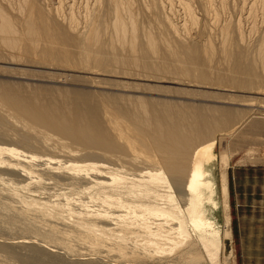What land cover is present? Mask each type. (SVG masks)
I'll return each mask as SVG.
<instances>
[{"label": "rangeland", "instance_id": "obj_1", "mask_svg": "<svg viewBox=\"0 0 264 264\" xmlns=\"http://www.w3.org/2000/svg\"><path fill=\"white\" fill-rule=\"evenodd\" d=\"M19 1L0 0V6L9 9L12 17L17 15L15 25L22 32L24 16L13 8ZM58 1L35 0L34 4L43 10L45 20L49 16L59 22L64 27L61 31L73 36L72 41L64 46L67 40L51 37L56 32L51 28L46 40L36 39L39 44L21 35L18 45L10 47L1 41L0 32V91L20 95L29 102L35 100L37 107L55 105L66 113L65 108L72 110L86 100L117 148L106 152L92 141H77L60 131L58 123L45 124L28 114L17 115V108L0 92V264H237L236 239L228 250L224 243L205 244L193 237L185 244L168 241L162 252L153 245L145 247L151 235L134 221L139 210L132 206L146 204L180 213L179 203L187 211L188 188L174 186L165 170L156 172L159 153L150 138L142 137L128 122L130 118L120 115L127 114L129 108L136 111L142 101L158 111L166 105L188 108L193 115L197 109L211 116L223 110L236 111L237 122L224 125L222 130L218 127L206 137L217 138L220 171H226L224 167L229 164L264 162V61L259 50L264 35V1L227 0L219 5L217 0L219 17L214 18L216 13L206 6V0H132L136 28L132 45L138 51L128 48L132 47L129 36L124 45L112 43L107 31L102 39H108L109 44L100 39L106 44L102 46L107 49L112 43L115 50L111 55L102 54L104 61L91 58L95 55L88 48L93 42L79 33L83 31L81 25L68 27L54 12ZM73 2L65 0L61 15L69 14ZM76 3L74 10L83 20V2L79 9ZM89 3L94 5L95 0ZM183 3L192 5L198 17L196 24L192 19L186 21L190 17ZM112 4L113 0H102L96 4L94 16L100 15L103 23L110 24ZM170 22L178 26V33ZM149 38L156 41L155 51L147 44ZM139 48L147 50L145 57ZM203 70L209 78L203 76ZM13 113H17L16 118ZM114 126L126 129L123 136L139 144V154L128 152L125 138H117L112 131ZM148 171L152 172L150 177L163 181L142 200L135 180ZM217 213L223 221L222 209ZM228 213L231 217L230 208ZM134 222L139 224H135L137 228ZM225 231L229 232L228 222Z\"/></svg>", "mask_w": 264, "mask_h": 264}, {"label": "bare ground", "instance_id": "obj_2", "mask_svg": "<svg viewBox=\"0 0 264 264\" xmlns=\"http://www.w3.org/2000/svg\"><path fill=\"white\" fill-rule=\"evenodd\" d=\"M34 1L35 0H21V1H19V4L16 3L17 7L13 4L14 5L13 8L16 10L18 9L19 13L17 11H16V13L18 15L21 13V15L24 16V19H22V21H20V22H23L22 23L23 25H21V26H23L22 32L19 31V28L18 29L16 28L17 24L15 25L14 17L17 15L12 17V14H11V12H9V9L7 11V9L1 4V6H0V32H1V35L3 36L1 41L6 42L10 47H15L16 45H18L17 43L20 42V39L22 40V38H20L22 35L23 38H25L24 36H27L26 38H28V41L33 42L35 40L34 42H36V39L37 40L44 39L46 35L48 37V35L51 34V33L49 34L50 31H48V29L53 28L56 32L54 31L55 35L52 34L51 37L56 36L57 38H61L64 41L67 40L64 43V46H66L68 44V43L66 44V42H68V40L70 41L73 38V36L72 35L69 36L66 34V32L61 31L60 28H64V27H61V25H59V22L53 21L54 20L53 18H51V20H50L49 16H47L48 17L47 20H50V21L45 20V14L44 15L42 14L43 10L42 9H41L42 11L39 10L40 6H38L36 4L38 6L37 7L34 4ZM73 1L74 2L70 6V8H68V11H69L68 15H66V14L61 15L62 11H60V10L65 9V7L63 6L65 0H59L58 1L59 7L56 8L57 11L54 10V12L59 14L60 16H62L63 23L65 20L67 22L68 27H72L74 29H77L81 25L83 31L81 30L79 33L86 40L90 41L91 43L93 42L92 44H89L90 47L88 46L89 47L88 51L90 52V54L93 53L95 55V56H91V58L95 57V59H96V57H99L102 59V61H104L103 57L101 56L102 54L111 55V53H114L115 49L113 50V47L111 46L113 41L114 42L115 41L120 42L122 45H124L128 36H129V38H128L129 43L132 46V47H128V48H133L132 50L135 53L136 45H135V47H133L134 45H132V44H135L134 39L136 37L135 36L136 28H135V20H134L135 18L132 16V12H131L132 0H113V4L111 5V9H112L111 13H112L113 21L111 23L109 22L110 24L103 23L105 21L103 19H101L100 17L98 18V16H100V15L95 13L98 16L97 17L94 16V12L95 11L98 12V10H95V6H96V4L99 5L102 2V0H95L94 5L93 4L90 5V3H89L90 0H87V1L86 0H79L80 4L83 2V8L81 7L82 5H80V4H79L80 6L77 5V3H76L77 0H73ZM225 1H227V0H220L218 3H220L219 5H223ZM2 2H4V1H2ZM205 2L207 4V5L206 4L205 5L210 10L212 9L214 11L213 12L211 10V12H213V14L216 13L215 14L216 16L214 18H218L219 14H217V12L215 10V8H217V6H216L217 4L215 5L217 0H206ZM248 2H250V1H248ZM75 3L78 6L77 9H79V7H81L80 8L81 14L83 13L81 16H82L83 20H81V18L77 16L76 11H78V10H76V11L74 10L73 4H75ZM109 3H110V1H109ZM245 3H247V2L245 1ZM255 3L257 4V0H255ZM256 4H254V5L252 4L253 5L252 7H254V6L256 7ZM262 4H263V2H262ZM183 5L186 8V11H187L186 13H188V15L190 17V18H187L186 21L187 20L190 21L189 19H192L193 20L192 23L193 22L195 23L197 21L196 18H198V17H196L194 15L195 10L193 12L192 5L185 4V3H183ZM9 6H12V5H9ZM220 7H222V6H220ZM13 8L11 7L12 10H13ZM108 8H110V6ZM208 8H207V10H208ZM250 9H252L251 5H250ZM60 16L58 18H60ZM210 16H212V14H210ZM20 18H22V17H20ZM106 20H108V19H106ZM212 20H214V19H211V21ZM18 21H16V23ZM39 21H42L43 24L41 22H40L41 23L40 24ZM166 21H168V20H166ZM194 23H193V25H194ZM170 25L176 30V31L174 30V32H177V33L179 32V29L177 31L178 26L176 24L174 25V23L172 24L170 22ZM19 26H20V24H19ZM185 26H187V25H185ZM222 26H223V24H222ZM238 27H239V25H238ZM107 29H109V30H107ZM70 30H71V28H70ZM60 31H61V33H60ZM107 31H110L111 35L109 37V40L110 41L112 40L111 41L112 43L108 47L109 49L107 48V46L109 44L108 39H102V38H105V33ZM47 32H48V34H46ZM68 32H69V30H68ZM72 32H74V30ZM225 32H224V37L226 34ZM227 33H229V32H227ZM241 33H242V31L240 32V34ZM76 34H78V33H76ZM130 36H132V37H130ZM133 37H134V39H132ZM46 38H45V40H46ZM110 38H112V39H110ZM100 39L105 40V42L106 41L108 42V43L106 42L107 43V46H106L107 49H104L106 44L104 45L105 42L101 41ZM18 40H19V42H18ZM45 40H42V41H45ZM80 40H81V37H80ZM147 41H148L147 44H149L151 47V48L149 47L150 50L152 49V51H155L154 48H156L155 47L156 41H154L153 38H149ZM36 43H38V42H36ZM69 43H71V42H69ZM80 44H81V42L79 43V45ZM100 44H101V46L103 45L104 47L102 46L103 47L102 48L100 46ZM79 45H78V47H79V49H81ZM259 45H260L259 46L260 47V49H259L260 55L262 57V60L264 61V35H263L262 40H261ZM84 46H87V45L85 44ZM83 47H82V50H83ZM98 47H100V48H98ZM147 47H148V45H147ZM238 47H239V45H238ZM140 48H139V51L141 53L142 49H140ZM129 50H131V49H129ZM143 50L144 51H142V54H143V57H145L147 54V52H146L147 50L146 51H145V49H143ZM28 51H30V50H28ZM85 51H87V50H85ZM137 51H138V48H137ZM239 51H240V47H239ZM89 52H88V54H89ZM85 55H87V53ZM258 55H259V53H258ZM99 58H97V59L100 60ZM105 59H107V58H105ZM97 61L95 63H97ZM99 62L101 63V61H99ZM200 63L203 64L202 61ZM166 66H168V65H166ZM203 74H204L203 76H206V77L208 76V78H209V75L207 72H205V70H203ZM5 91L4 90L2 92L0 91L1 97L3 96L5 99H7L8 102H10L15 108H17L16 110L19 112L18 113L16 111L18 113V114L16 113L17 115L21 114V116H23L22 114H26V115L28 114L27 117L30 115L31 117L29 116V118H33L34 121L36 119V121L38 120V122L41 121L42 123H45V124H53V123L57 124L58 123V126L60 125L58 127V128H60L59 129L60 131L70 134L72 137L77 139V141L80 140V141L85 142V143H89L88 141H92V143L97 144V146L100 147V149H103L106 152L114 151V149L117 148V143L109 137V135L106 133V132H108L106 129L104 131L101 128V126L98 123L100 121H97V117H96L95 113L93 112V110H90V109H92L90 106L91 103L89 104L88 102H85L86 100L85 101L81 100V102H78L77 103L78 105H76L72 110L71 109L68 110V108H65V109H67L66 111L69 112V113H66V112H63L62 111L63 109H61V108L56 109L54 104H53L54 107L51 106L52 104L47 106V107H45V104H44L43 105L44 108L41 105L37 107L36 105H38V102L36 103L35 100H33V102H35V103H33L31 101L29 102V100L27 101V99H24V97L22 98V96H20V95H14V94L10 95L9 93H7ZM80 99H82V98H80ZM68 101H67V103H69ZM78 101H80V100H78ZM142 102L138 104L139 109L137 108L136 111H133V109L130 111V108L128 107L129 112H127L126 108H124L122 106L124 108V111L127 112V114L123 112V109L121 111L119 109V106L117 105L119 111H121L127 115V116L126 115L124 116V114L123 115L121 114L120 116H123V118L126 117L125 119L130 118V121H128V122L133 123V129L137 133L142 134V137L150 138L153 147L156 149L157 153H159V156H158L159 158L158 159L156 158L157 159L156 163H157V167H158L156 172L161 173V172H163L161 169L165 170L164 173L168 174V176L171 179L174 186H176L178 188H183V187L188 188V197H189L188 204H187V208H188L187 211L184 210L183 206H181L179 203H177L180 213L176 212V211L163 210L160 208L153 209V208L148 207L146 204L132 206L134 208H138V210H139L138 212H136V216H134V218L136 217L134 221L139 222L140 225L138 223H135V222H134V224L133 223L132 224L133 225H135V224L139 225V228L143 229L144 232H146L145 234L151 235L150 239L147 240V242H146L147 244L144 243L143 245L146 244L147 246H145V247H147L148 249H150L148 247V245H151L150 247H152V245H153V247L155 246V248L161 249V252H162V249H164L165 246L169 245L168 241H175V244H178V243L185 244V243H190V240L193 237V238H196L197 240H199L205 244L212 243L213 245H215L218 243L219 244L224 243L225 246L227 247L226 250H228V248L231 247V245H232L233 237H232V232H231V217L228 213L230 205H229V200H228L227 173H226V171H224V172L220 171L219 155H218L217 150H216L217 138H215V137L206 138V137L211 136L210 133H212V131L216 132L218 127L221 128L224 125L226 126L228 124L233 123L234 121L237 122V120L239 118L238 112L230 111V110L229 111L223 110L220 115L218 114V116H214V115L211 116L210 114H206L202 109H197L196 111H193L194 112V115H193V113L190 110H188V108L187 109L186 108L175 109L176 107L175 108H173V107L169 108L168 105H166V106L164 105L165 106L164 109H163V107H162V109L160 107V110L158 111L157 108L153 107V105L147 107L145 105V103H142ZM127 105H129V104L127 103ZM117 107L115 106L116 109H117ZM152 107L155 108L156 111ZM118 113H120V112H117V114ZM13 114H14V116L16 115L15 113H13ZM215 114H217V113H215ZM17 117H19V116H17ZM15 118H16V116H15ZM133 129H131V130H133ZM222 129L223 128H221L220 130H222ZM124 130L126 131L125 128H124ZM124 130L114 126L112 131L116 132V136H118L117 138H120V139L125 138V140H126L125 143H126L127 148L129 150L128 152H132V154H134V155H135V153L139 154L138 153L139 152L138 147H140L139 144L134 139H131V137H129L128 135H127L128 137L123 136ZM145 142L147 143V141H145ZM122 144H123V142H122ZM144 146H146V145H144ZM139 149H141V147ZM124 150H125V147H124ZM140 152H141V150H140ZM141 154H140V156H141ZM145 154L146 153H144V155ZM136 156H135V158H136ZM189 157H190V162L188 163ZM149 158H151V157L148 156L147 159H149ZM218 170H219V172H218ZM151 173H152L151 171L143 172V173H141L140 177L135 180V185L137 186V188L140 189L142 200H144L146 198L145 193L147 191L155 190V187L158 185V182L163 181V179H161V178L150 177ZM169 178H168V180L170 181ZM173 184H171V186H173ZM221 209H222L223 216H224L223 221L220 220V216L217 213ZM226 210H227V215H226ZM132 212H135V211L132 210ZM131 215H132V213H131ZM131 215H130V217H131ZM134 218H132V219H134ZM129 220H131V218ZM123 222H125V220ZM227 222H228L229 232H226V231L224 232V229H225V226L227 225ZM129 223L131 224V222H129ZM120 224H122V223H120ZM120 224H118V225H120ZM125 224H128V223H125ZM123 225H124V223H123ZM124 226H125V228H129L128 225H127V227H126V225H124ZM119 227L122 228L123 226L120 225ZM130 227H133V226H130ZM135 227H136V225H135ZM123 229H124V227H123ZM124 230H126V229H124ZM122 232H123V230H122ZM116 241H118V240H116ZM163 251H165V250H163ZM157 252H159V251H157ZM212 260L215 261V258H213Z\"/></svg>", "mask_w": 264, "mask_h": 264}, {"label": "crops", "instance_id": "obj_3", "mask_svg": "<svg viewBox=\"0 0 264 264\" xmlns=\"http://www.w3.org/2000/svg\"><path fill=\"white\" fill-rule=\"evenodd\" d=\"M224 168L237 264H264V162Z\"/></svg>", "mask_w": 264, "mask_h": 264}]
</instances>
